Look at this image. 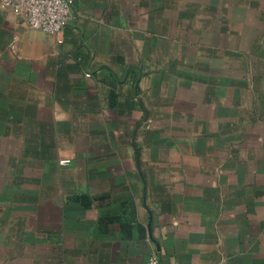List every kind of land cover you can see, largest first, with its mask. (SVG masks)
I'll return each mask as SVG.
<instances>
[{
	"label": "crops",
	"instance_id": "crops-1",
	"mask_svg": "<svg viewBox=\"0 0 264 264\" xmlns=\"http://www.w3.org/2000/svg\"><path fill=\"white\" fill-rule=\"evenodd\" d=\"M152 255L264 264V0L0 1V264Z\"/></svg>",
	"mask_w": 264,
	"mask_h": 264
},
{
	"label": "built area",
	"instance_id": "built-area-1",
	"mask_svg": "<svg viewBox=\"0 0 264 264\" xmlns=\"http://www.w3.org/2000/svg\"><path fill=\"white\" fill-rule=\"evenodd\" d=\"M2 5L19 13L30 27L58 35L72 18L75 0H0ZM64 164L69 159L62 161ZM147 264H163L152 255Z\"/></svg>",
	"mask_w": 264,
	"mask_h": 264
}]
</instances>
